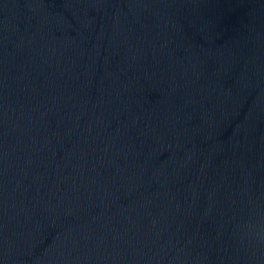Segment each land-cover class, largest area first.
Segmentation results:
<instances>
[{"label": "water", "instance_id": "95a60500", "mask_svg": "<svg viewBox=\"0 0 264 264\" xmlns=\"http://www.w3.org/2000/svg\"><path fill=\"white\" fill-rule=\"evenodd\" d=\"M0 264H264V0H0Z\"/></svg>", "mask_w": 264, "mask_h": 264}]
</instances>
